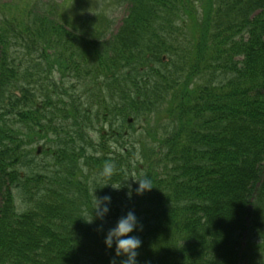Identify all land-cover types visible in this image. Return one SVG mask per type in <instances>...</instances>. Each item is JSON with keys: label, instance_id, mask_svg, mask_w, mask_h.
I'll use <instances>...</instances> for the list:
<instances>
[{"label": "trees", "instance_id": "trees-1", "mask_svg": "<svg viewBox=\"0 0 264 264\" xmlns=\"http://www.w3.org/2000/svg\"><path fill=\"white\" fill-rule=\"evenodd\" d=\"M125 1L108 38L0 1V264H121L85 221L112 185L137 264H264V0Z\"/></svg>", "mask_w": 264, "mask_h": 264}, {"label": "rangeland", "instance_id": "rangeland-1", "mask_svg": "<svg viewBox=\"0 0 264 264\" xmlns=\"http://www.w3.org/2000/svg\"><path fill=\"white\" fill-rule=\"evenodd\" d=\"M12 1L19 3V4H21V6H24V7L31 5V4L36 5L37 7H40L41 5H49L51 3L56 4V3H63L64 2L60 8L55 7V12H56V14L57 13L59 15L61 14L65 20H67L73 24L78 22V20L80 21L81 16L83 15V11L85 10L86 6H91V8L88 10L94 12L92 5L86 4V0H22V1L12 0ZM88 1L90 3H93V4L99 2V6H100L99 10L96 11L95 13L106 16L108 19L107 27H105L106 31H107L105 33L106 34L105 36H108V35H110V33H113L119 27V25L121 23V19L125 15V9H126L127 4L123 0H120L119 2H118V0H88ZM104 23L105 22L103 21L102 24H104ZM16 47H17V49L21 48L20 45H16ZM19 52L21 54H24V51L22 49ZM78 87H80V89H82L81 85ZM130 124H133V128L131 130L129 129V131H135V132H133L134 135L138 134L137 133L138 130L143 129L142 128L143 123L140 120H138V121L132 120L130 122ZM42 142L43 141H41L39 143H35L33 145L34 149L38 145H40L42 147L40 153L37 155V156H40V157H38V161L39 162H42V160L43 161H49V158L47 157V155L45 153H43V151L45 150V146H44V143H42ZM139 168H141L143 173L145 172V170H143L142 167H139ZM134 174L135 173L133 172L132 176H134ZM114 186H116V185H114ZM14 193L16 195V189H14ZM113 193L114 192L109 191V193L106 195V196L111 197V203L109 205V212L104 217L106 223L109 222V219L115 223L116 218L114 216L117 215V213L119 214V212H118L119 210L121 213L122 205L124 203H126V198L128 195L127 191L125 192L126 195H124V192L120 189H117L116 194H113Z\"/></svg>", "mask_w": 264, "mask_h": 264}, {"label": "clouds", "instance_id": "clouds-1", "mask_svg": "<svg viewBox=\"0 0 264 264\" xmlns=\"http://www.w3.org/2000/svg\"><path fill=\"white\" fill-rule=\"evenodd\" d=\"M112 173L113 165L110 163L106 164L103 169V174L110 176ZM136 181L138 182V187L135 189L137 195H142L153 187L147 177ZM112 187L115 189L120 188V186L113 185ZM130 197L131 192L129 193V198ZM110 203L111 197L109 196L95 197V204L91 210V218L85 221L91 223L94 218L103 220L109 212ZM139 230H142V225L135 213L129 210L124 215L120 216L115 221L114 225L106 231L103 243L107 248H112L113 245H115L114 252L116 257H126L121 264H137V249L141 245V240L138 236L130 235V233ZM110 264H116V260H111Z\"/></svg>", "mask_w": 264, "mask_h": 264}, {"label": "water", "instance_id": "water-1", "mask_svg": "<svg viewBox=\"0 0 264 264\" xmlns=\"http://www.w3.org/2000/svg\"><path fill=\"white\" fill-rule=\"evenodd\" d=\"M39 150H40V148H38V150H37V151L39 152Z\"/></svg>", "mask_w": 264, "mask_h": 264}]
</instances>
